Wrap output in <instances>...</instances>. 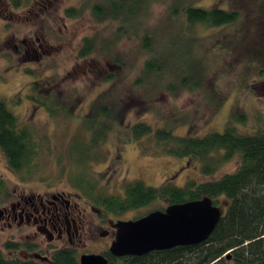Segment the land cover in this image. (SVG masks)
<instances>
[{
	"label": "rangeland",
	"instance_id": "rangeland-1",
	"mask_svg": "<svg viewBox=\"0 0 264 264\" xmlns=\"http://www.w3.org/2000/svg\"><path fill=\"white\" fill-rule=\"evenodd\" d=\"M176 1L186 2L153 0L147 8L145 20L141 19L139 25L132 29L130 37L117 40L110 48L111 55L104 51L103 41L113 38L121 25L119 20L97 21L90 7L85 8L78 18L65 14L66 8L81 7L85 0H31L28 6L11 10V30L0 19V39L9 38L17 47L19 43H25L26 48L40 54L36 60L23 62L18 48L12 45L10 55H0V98L9 104L22 122L35 129L41 145L38 158L40 172L28 181H23L9 168L0 148V180L8 188V193L0 196V201L6 200L0 203V207L6 205L16 189L35 193L59 191L72 195L79 203L84 227L83 240L75 245L79 255L109 250L116 232L115 223L119 220L134 219L162 206L167 207L166 202L156 201L122 216H110L104 223L94 205L72 184L71 162L68 159L72 142L80 132L84 133L85 139L89 138V132L82 131V118L89 114L100 94L108 91L107 98H117L120 94L124 98L134 97V104L126 117L129 124L145 121L154 127L173 125L178 134L193 131L194 134L204 135L214 130L224 131L236 112L247 117L236 123L240 132H253L261 124L264 125V0H187L205 7L237 9L242 18L236 25L224 29L197 27L200 37L191 42V54L201 58L204 67L198 89L183 88L177 80H172L175 81L173 91L156 81L145 86H133L145 58L141 46L144 30L156 31L162 38L170 30L187 29L184 18L173 16L172 6ZM243 28L244 37L236 43L231 36ZM85 36H95L97 48L83 60L78 57V52ZM226 39L232 40L225 42ZM257 41L260 46H256ZM114 55L125 63L127 69L117 72L115 82L104 81V77L115 70L111 64ZM28 67L41 72L45 79L60 84L59 90L78 100L75 116L52 118L44 107L29 99L30 83L35 76L25 71ZM121 131L111 135L103 145L105 158L89 162L91 173L98 177L109 193L122 191L126 180H142L157 187L173 178L178 186L183 187L189 179L209 178L202 174L200 162L187 157L147 152L137 142L125 143L126 135ZM61 157L67 162L69 173L61 172L58 162ZM238 166L239 161L234 160L214 176L234 171ZM5 226L0 224V245L8 239L36 240L26 237L32 229L17 231ZM107 231L110 235L103 233ZM46 245L39 247L45 250ZM69 245L65 240L55 241L49 247ZM17 254L32 256L22 251Z\"/></svg>",
	"mask_w": 264,
	"mask_h": 264
},
{
	"label": "trees",
	"instance_id": "trees-1",
	"mask_svg": "<svg viewBox=\"0 0 264 264\" xmlns=\"http://www.w3.org/2000/svg\"><path fill=\"white\" fill-rule=\"evenodd\" d=\"M152 1L85 0L81 7L66 8L65 14L67 17L78 18L85 8L90 7L97 21L119 20L121 25L113 38L103 41L104 51L111 55L110 48L117 40L130 37L132 29L139 25L141 19L145 20L147 8ZM30 2L0 0V19L6 22L8 30L12 28L11 10L21 9ZM191 2L176 1L172 6L173 16L184 18L187 29L170 30L162 38L156 31L144 30L141 46L145 58L133 86H145L156 81L173 91L175 81L172 80H177L183 88L189 90L200 87L204 67L201 58L191 54V42L200 37L197 35V27L224 29L236 25L242 13L233 8L205 7ZM244 33L243 28L231 37L238 43ZM232 39H226L225 42ZM12 42L9 38L0 39V55H10ZM18 45L13 47L18 48L23 62L40 57L35 50L26 48L25 43ZM256 46H260L258 41ZM96 48L95 36H85L78 57L86 60ZM111 64L115 70L108 73L104 81L115 82L117 72H125L127 66L116 55ZM25 71L35 76L28 93L34 104L44 107L52 118L76 115L78 100L59 90L60 84L45 79L41 72L38 73L32 67ZM107 92L95 99L89 114L82 118V131L89 132V138L85 139L82 135L84 133L77 134L68 155L72 184L98 210L102 222L107 223L110 216H122L156 201L170 205L208 196L214 204L224 209L217 227L204 242L124 257H117L110 250H105L103 254L109 259V264H264V125L261 124L253 132H240L236 123L247 119L241 112L232 116L224 131L214 130L204 135L194 134L193 131L178 134L173 125L154 127L145 121L129 124L126 117L134 104V97L124 98L120 94L117 98H107ZM121 130L126 135L125 143L137 142L147 152L187 157L200 162L202 174L209 178L189 179L183 187L178 186L173 178L157 187L147 185L142 180H126L122 191L109 193L100 184L98 177L91 173L89 162L105 158L103 145L111 135L119 134ZM40 147L35 129L22 122L9 104L0 98V148L9 168L23 181L31 180L39 174ZM234 160L239 161L236 170L214 176ZM58 162L61 172H68L67 162L62 157ZM7 193L6 184L0 180V196ZM5 201L1 200L0 203ZM165 208L162 206L160 209ZM39 246L34 241L8 239L0 245V264H81V255L74 247L51 246L42 250ZM21 251L32 256L18 255Z\"/></svg>",
	"mask_w": 264,
	"mask_h": 264
},
{
	"label": "water",
	"instance_id": "water-1",
	"mask_svg": "<svg viewBox=\"0 0 264 264\" xmlns=\"http://www.w3.org/2000/svg\"><path fill=\"white\" fill-rule=\"evenodd\" d=\"M224 214L222 206L206 196L167 205L142 217L115 223L116 237L109 248L117 257L144 255L155 250L206 241ZM81 264H109L103 253H84Z\"/></svg>",
	"mask_w": 264,
	"mask_h": 264
},
{
	"label": "flooded vegetation",
	"instance_id": "flooded-vegetation-1",
	"mask_svg": "<svg viewBox=\"0 0 264 264\" xmlns=\"http://www.w3.org/2000/svg\"><path fill=\"white\" fill-rule=\"evenodd\" d=\"M1 223L17 231L32 229L26 237H34L36 240L31 241L40 246L46 243V249L55 241L65 240L70 247L77 249L75 245L83 240L84 235L79 203L72 195L59 191L35 193L16 189L6 205L0 207ZM103 233L110 235L108 231ZM115 237L116 232L112 241Z\"/></svg>",
	"mask_w": 264,
	"mask_h": 264
}]
</instances>
